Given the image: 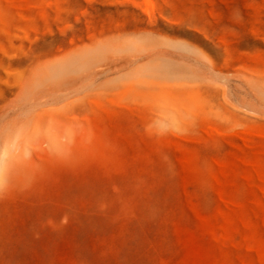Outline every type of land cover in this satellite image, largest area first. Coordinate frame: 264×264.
I'll list each match as a JSON object with an SVG mask.
<instances>
[{
	"label": "rangeland",
	"instance_id": "374dc122",
	"mask_svg": "<svg viewBox=\"0 0 264 264\" xmlns=\"http://www.w3.org/2000/svg\"><path fill=\"white\" fill-rule=\"evenodd\" d=\"M81 50L71 138L1 173L0 264H264V0H0V114Z\"/></svg>",
	"mask_w": 264,
	"mask_h": 264
},
{
	"label": "bare ground",
	"instance_id": "6f19581e",
	"mask_svg": "<svg viewBox=\"0 0 264 264\" xmlns=\"http://www.w3.org/2000/svg\"><path fill=\"white\" fill-rule=\"evenodd\" d=\"M90 60L88 50H81L63 61L44 63L37 60L28 73L17 78L19 90L14 99L17 102L13 103V108L9 107L10 111L8 108L0 114V176L9 166L13 151H26L28 144L41 141L57 149L62 146L58 140L60 135L71 138L76 123L61 117L77 112L79 104L88 97L92 84ZM154 94L156 101L167 100L160 91ZM52 105L57 107L51 108Z\"/></svg>",
	"mask_w": 264,
	"mask_h": 264
}]
</instances>
